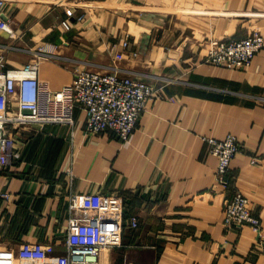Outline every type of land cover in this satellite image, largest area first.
I'll return each instance as SVG.
<instances>
[{"label": "crops", "instance_id": "0c3cea01", "mask_svg": "<svg viewBox=\"0 0 264 264\" xmlns=\"http://www.w3.org/2000/svg\"><path fill=\"white\" fill-rule=\"evenodd\" d=\"M75 2L6 0L2 17L13 33L0 31V52L7 67L23 65L47 44L60 49L39 66L40 82L51 89L71 81L68 63L87 59L97 68L148 77L162 98L148 103L126 142L110 131H86L79 109L72 125L18 127L13 161L0 169V192L9 194L0 197V249L41 241L52 244L50 257L61 258L69 194L99 191L120 195L124 218L134 216L137 225L126 227L122 246L103 250L96 264H264V0H185L194 12L184 22L145 16L155 26L139 31L140 60L153 52L166 60L159 69L138 71L108 61L107 48L119 35L115 28L132 23L116 17L114 5L157 9L168 6L166 0ZM83 11L91 16L80 22ZM110 13L115 17L105 18ZM64 18L72 23L68 31L61 27ZM253 29L263 46L247 67L203 61L209 38H240ZM226 134L241 144L230 161L226 193L248 197L260 233L245 223H223L217 159L202 136Z\"/></svg>", "mask_w": 264, "mask_h": 264}, {"label": "built area", "instance_id": "2783aa9c", "mask_svg": "<svg viewBox=\"0 0 264 264\" xmlns=\"http://www.w3.org/2000/svg\"><path fill=\"white\" fill-rule=\"evenodd\" d=\"M0 31L13 33L11 21L2 17ZM71 21L61 20L65 29ZM263 46L258 29L240 38H209L203 61L229 69L247 67ZM47 44L39 45L35 54L19 67H7L0 52V169L13 161L14 131L27 122L72 125L76 109L85 114V129L90 133L110 131L126 142L149 102L162 98L150 82L116 70L103 72L73 70L69 83L51 89L39 80L41 58L52 55ZM207 151L217 159L215 185L224 194L223 223L226 226L248 224L260 233L259 218L251 211L249 200L240 191L226 193L229 187L230 161L241 150L233 134L223 138L202 136ZM0 197L9 198L6 192ZM67 227L61 258L50 257L53 246L41 241H22L16 248L0 249V264H96L103 250L122 246L126 227H135L134 216L124 218L120 195L99 191L70 193L67 203Z\"/></svg>", "mask_w": 264, "mask_h": 264}, {"label": "rangeland", "instance_id": "374dc122", "mask_svg": "<svg viewBox=\"0 0 264 264\" xmlns=\"http://www.w3.org/2000/svg\"><path fill=\"white\" fill-rule=\"evenodd\" d=\"M66 1L69 4L72 2L71 4L72 6H77V3L75 2V0H66ZM119 4L122 6L121 2H116L114 5V9H117L115 10L116 17L131 18L132 23L130 27L115 28L116 32H119V35H117L116 33L115 37L118 38L117 41H112L111 44H109L107 48L108 54L110 56V58H108V61L111 62L112 64L120 65V66L122 65L128 68L130 67L137 71L158 68V66L162 65V63L166 60V58L164 59L162 57L164 55L161 52L160 53L153 52L152 56H150V58L148 59L150 61L140 60V55L137 49H135V47L137 46V44L139 45L140 40H141V34L139 31L141 30L142 32H144L145 30H150L152 29V27L155 26L153 20L146 22V21H143V18L145 16H149L151 17V19H155L154 15L155 13H157L158 16H162V17L168 16L169 19L173 18L176 21L177 19H180L182 20V22H184V20L188 16H190V13L194 12V11H190V7L186 5L185 0H166V4H168V6H164L163 8H157V9H155L154 6H148L147 8L139 7L140 9H130L131 7L127 8L126 5H123V8L118 9L117 7L119 6ZM150 13H152L153 16H151ZM89 16H91L90 13L86 14L83 11L77 17H78V20L81 22ZM111 17L112 18L115 17L113 13H110L109 16H105V18H111ZM171 23L172 21H170L169 24ZM61 27L63 28V30L65 29L62 25ZM64 31H68V30L65 29ZM206 46H207V42H205L203 45L204 50ZM47 50L49 51V53H53V54H55V52L57 53L58 51H60V49L58 48L55 49V47H51V48L47 47ZM156 50L157 49L155 48L154 51ZM84 61H88V63H82L80 61H75V62L72 61V63H68V64L73 65L74 67L73 69L75 68L89 69V70H95V71H100V72L107 70L103 68H97L94 65L90 64L89 62L93 60L85 59ZM137 76L138 78L151 83L148 77H144L142 75H137Z\"/></svg>", "mask_w": 264, "mask_h": 264}, {"label": "water", "instance_id": "95a60500", "mask_svg": "<svg viewBox=\"0 0 264 264\" xmlns=\"http://www.w3.org/2000/svg\"><path fill=\"white\" fill-rule=\"evenodd\" d=\"M3 34L7 35V32H4Z\"/></svg>", "mask_w": 264, "mask_h": 264}]
</instances>
